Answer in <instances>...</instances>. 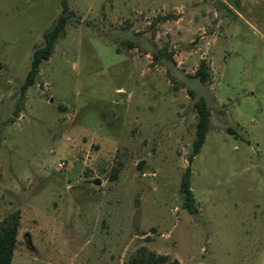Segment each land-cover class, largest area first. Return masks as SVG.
Returning <instances> with one entry per match:
<instances>
[{
	"label": "rangeland",
	"instance_id": "1",
	"mask_svg": "<svg viewBox=\"0 0 264 264\" xmlns=\"http://www.w3.org/2000/svg\"><path fill=\"white\" fill-rule=\"evenodd\" d=\"M68 7L23 94L62 0H0V224L20 213L13 264H128L142 247L181 264H264V0ZM203 63L206 83L194 78ZM201 98L210 124L190 165Z\"/></svg>",
	"mask_w": 264,
	"mask_h": 264
},
{
	"label": "trees",
	"instance_id": "2",
	"mask_svg": "<svg viewBox=\"0 0 264 264\" xmlns=\"http://www.w3.org/2000/svg\"><path fill=\"white\" fill-rule=\"evenodd\" d=\"M63 14L55 23L53 28L44 35L45 45L37 49L33 53L31 69L28 73L26 81L22 87L23 94L29 87L35 84L36 78L39 75L41 65L48 60L52 54L58 39L64 34L68 21L71 15L68 14V0H62ZM3 69V64L0 61V71ZM194 78H199L202 83L208 81V73L205 70L204 63L198 70ZM194 96L193 92H190ZM198 122L196 126V138L193 143V153L189 158V163L192 165L194 157L198 155L206 141V137L210 124V110L207 102L201 98L195 104ZM187 168L182 177L181 191L185 196L184 207L190 213H195V197L191 187L192 169ZM115 175H113V178ZM20 226V213H16L0 224V264H13L14 254L18 244V232ZM128 264H181L177 259H171L168 256L158 255L149 251L146 247L140 248L136 254L130 259Z\"/></svg>",
	"mask_w": 264,
	"mask_h": 264
}]
</instances>
